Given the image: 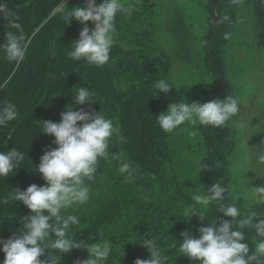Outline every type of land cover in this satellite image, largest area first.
<instances>
[{
  "label": "rangeland",
  "instance_id": "1",
  "mask_svg": "<svg viewBox=\"0 0 264 264\" xmlns=\"http://www.w3.org/2000/svg\"><path fill=\"white\" fill-rule=\"evenodd\" d=\"M68 1L59 0L55 3L37 30L55 12L62 11V24L54 23L52 26V32L59 33L55 28L63 25V30L65 25L70 24L66 17L72 8L84 7L88 3V0ZM206 1L155 0L154 4L153 0H147L144 11L136 7V14L141 17L150 20L155 18V28L149 34L148 44L169 59L168 70L156 76L158 81L151 84L154 89L151 99L154 97L158 102L155 110L157 117L166 112L171 104L180 101L204 104L203 91L209 92L213 83L216 84L208 71L211 61L206 60L201 43L202 35L207 29ZM101 3L96 0L97 6ZM65 5L67 7L64 9ZM216 16L221 19L225 17V12ZM6 23L1 15L0 38L3 37V43H6L8 31ZM87 27L94 30L95 24L89 21ZM256 31L251 8L243 2L242 6L236 7L235 18L230 22L225 21L223 36L230 34V39H222L224 41L215 54L223 71L224 83L232 89L234 98L239 101L240 111L222 127L225 130L222 129V137L215 145L213 154L218 157H214V161L211 158L208 165L209 171L213 168L219 170L217 178L225 179L227 193L224 203L231 204L235 201L241 211V218H246L249 208L264 218V204H257L254 191V188L264 187V163L260 162V158L264 156V46L259 43ZM50 34L51 31L47 30L30 46L29 60L38 66L41 83L37 86L35 105L23 114V117L29 114L30 118L21 124L22 128L13 136L9 149L16 146L15 143L24 148V151H20L21 148L18 150L24 156L23 163L30 160L28 148L33 150V141L50 137L43 134L42 121L60 123L61 113L67 107H74L75 111L83 108L86 112L102 113L98 107L75 105L73 94L84 88L82 82L86 84L88 81L81 75V70H76L78 61L69 58L68 39L63 35L56 38L58 34ZM48 41H56L57 46L47 51L45 45ZM126 74L119 71L115 75L113 69L111 74L102 75L99 79L101 101H116L119 94V98L128 97L129 102H134V105L143 100L142 97L135 96L139 92L136 89L138 85H134L133 77ZM148 74L149 71H146L139 78H145ZM161 80L172 88L168 94L159 92L155 87ZM225 93L226 90L218 85L213 98L220 100ZM5 95L9 103L14 104L16 96L13 91L8 90ZM125 111L126 107L123 106L121 116H109V112L105 116L113 121L114 128L118 130L109 141V152L112 155L122 153L126 162L131 163L134 174L131 178L127 174H121L118 171L120 162L112 160L111 155L108 159L102 158L105 169H101L102 172L96 171L94 180H85V185L89 188L87 203L74 204L62 210L66 217H77L79 223L74 226L83 234L89 246L108 242L113 251H125L117 257L109 258L114 260V264H135L137 259H149L144 257L145 247L140 242L156 237L153 232L150 233L155 237H150L146 231L151 225V211L148 212L150 204H158L162 209L168 208L169 212L160 214V217L166 222L170 221L171 227H180L183 233L188 232L193 238H200L201 227L211 226V221L222 219L217 212L219 202H213L208 208H204L192 199L197 194L206 195L200 183L203 171L199 168V162L209 155L211 149L204 137L208 132L207 128L201 127L198 122H186L168 134L161 128L159 130L158 123L150 122L151 133H144L136 127L141 122L136 124L132 115L126 118ZM34 119L37 124L31 123ZM201 128L204 129L203 135L199 133ZM159 133H164L163 138ZM51 137L55 139L54 136ZM163 147H166L165 152ZM191 212H202L206 218L201 222L199 214L189 217ZM227 218L226 221L231 222V218ZM236 223L238 221L234 222ZM233 228L234 231L237 230ZM240 230L245 232L244 243L254 249L255 229ZM136 245L138 247L133 250ZM132 251L138 253L134 259ZM178 264H199V261L186 257Z\"/></svg>",
  "mask_w": 264,
  "mask_h": 264
},
{
  "label": "clouds",
  "instance_id": "2",
  "mask_svg": "<svg viewBox=\"0 0 264 264\" xmlns=\"http://www.w3.org/2000/svg\"><path fill=\"white\" fill-rule=\"evenodd\" d=\"M232 4L242 6L243 0H232ZM133 11V6L125 4L124 0H103L99 6L96 5V0H88L86 6L72 8L66 19L71 22L74 18L85 26L79 39L72 44L73 50L68 54L69 58L83 60L97 67L106 65L114 45L116 16H131ZM0 14H3V19L7 22L5 27L8 29L6 43L3 44L6 59L19 64L25 58L29 41L23 34L22 25L18 23L19 17L9 12L6 4L0 5ZM228 19L227 16L223 17L221 23ZM89 21L95 24L94 30L87 27ZM224 39H230V34L226 33ZM155 87L165 94L172 89L163 80L156 83ZM73 95L75 105L94 103V93L86 88H80ZM73 109L74 107H67L61 113L60 123L42 121L43 134L54 136L57 147L45 151L37 168L46 181V186L38 187L33 184L23 192L14 190L11 199L22 202L31 215L24 218V229L19 236L6 241L0 240L5 254L4 264H55L54 258L47 255L49 250L67 254L82 247L67 235L70 225L78 224L79 220L76 216H62L61 212L74 204L87 203L89 188L85 186V180H94L100 159H108L111 155L112 159L120 162L118 171L121 174H127L129 178L134 174L131 163L126 162L122 153L112 155L109 152V141L118 133L113 121L105 118L101 112ZM239 111V101L231 96L204 104L180 101L162 112L157 117V123L168 134L186 122L219 128L237 116ZM17 116L16 107L7 103L0 111V126L6 127ZM23 160V154L15 148L7 153H0V177L7 178ZM260 162L264 163V156L260 158ZM226 191L220 183H215L209 187L206 195L197 194L192 197L196 204L204 208H208L213 202H221L219 212L230 217L231 222L211 221V226L199 229L200 238H193L188 232L181 233L183 244L179 248L182 255L192 261H199V264H264V218L259 213L250 211V208L247 209L246 218H241V211L235 201L231 204L222 203ZM254 191L257 204H264V187L254 188ZM3 202L8 204L9 200L6 198ZM197 214L203 222L206 215L202 212H191L188 215L191 217ZM257 220L259 222L254 223ZM233 227L237 230L233 231ZM245 228L255 229L254 249L248 243H242L246 236L240 229ZM53 233L55 239L49 243L48 238ZM140 244L148 249L150 258L137 259L135 264H163L166 260L154 239H143ZM86 250L89 258L82 264H100L108 259L112 251L108 242L93 243Z\"/></svg>",
  "mask_w": 264,
  "mask_h": 264
},
{
  "label": "trees",
  "instance_id": "3",
  "mask_svg": "<svg viewBox=\"0 0 264 264\" xmlns=\"http://www.w3.org/2000/svg\"><path fill=\"white\" fill-rule=\"evenodd\" d=\"M0 0V5H7L9 12L13 13L15 16L19 17L18 23L22 25L23 34L29 41L26 50L25 58L19 64L14 62H9L6 59L5 52L3 50V37L0 38V111L9 103L8 97L5 95L8 90H12L13 94L16 96L14 101V106L17 109L18 116L17 119L8 122L7 126H0V153H7L11 148L12 138L16 132L22 128V123L30 118L29 114L23 117L24 111L26 112L30 107L35 105L37 101L38 85L41 83V77L39 75L38 66L29 60L30 46H32L40 37H42L47 30L51 31L50 36H58L60 38L62 35L65 36L69 41V50H73L72 44L79 39V34L83 30L84 25L80 22L71 20L69 25H65L62 30L63 25H58L55 30H59V33L52 32V26L54 23L62 24L63 18L62 11L55 12L49 19L43 23L41 28L37 30V27L41 25L42 21L46 18L48 11L51 10L52 6L59 2V0ZM72 0H69L70 3ZM103 2V0H99ZM147 0H124L125 4H130L133 6L134 11L131 16L126 14H117L115 19L116 34L114 36V45L111 49L110 60L103 67H97L94 65H89L86 61H78L77 69L81 70V75L85 76L87 83L83 84L84 88L90 93H94L93 102L86 104L89 107H98L102 110V115L105 117L110 113L109 116L119 117L122 113L123 106L126 107V118L130 115L133 116V120L137 125L138 129L144 131V133H151V123H157V115L155 110L158 106L156 100L151 99L154 92L153 84L158 81L156 76L163 74L169 68V59L159 50H156L154 46H151L148 41L149 34L153 28H155V18L151 20L148 18L141 17L136 14V7L140 8V11H144L146 6L144 5ZM243 2L250 6L253 20L256 23L257 30L256 35L259 36V43L264 46V0H243ZM155 4V0H153ZM238 5H233L232 0H207L206 1V32L202 35V47L205 53V58L207 61H211L208 68L209 73L212 75L214 82L216 83L210 88V91H203L204 103L211 102L215 100L213 98L215 94V87L218 85L220 88L226 90L223 95L225 99L227 96H233L232 89L228 88L224 83L223 71L219 62L215 59L216 53L219 47L222 45L224 39V23H221L223 18L219 19L218 16L220 12H225V16L229 17L228 22L235 18V10ZM67 6L65 5L64 9ZM63 9V11H64ZM3 14H0V17ZM15 31V30H14ZM220 41V42H218ZM57 46V42H47L45 49L52 50ZM218 62V63H214ZM109 66V67H108ZM220 68V69H219ZM114 69V74L121 71L127 73L130 77H133V84L138 85V94L135 96L142 97V101H137L138 104L134 105V102L120 97V94L115 96V100L107 101L104 99L101 101V89L99 79L102 75H109ZM161 70V71H160ZM149 71L148 76L145 78H139V76H144L145 72ZM126 74V75H127ZM221 74V77H220ZM130 88V87H129ZM140 94V95H139ZM112 98V97H111ZM114 98V99H115ZM122 98V99H121ZM220 99V100H222ZM155 108V109H154ZM109 109V111H108ZM151 116V117H150ZM152 118V119H151ZM124 119V118H123ZM151 122V123H150ZM32 124H37L35 119L31 122ZM201 127H205L202 126ZM160 130V127H158ZM208 132L204 134V129H200L199 133L204 134L208 146L211 148L209 155L202 158L199 162V168L203 171L201 178V186L203 192L207 194L208 189L215 183H220L222 187L226 188L225 179L223 177L217 178L219 170L213 168L209 171V161L211 158L218 157L213 156L215 151V145L218 144V140L222 137V127H206ZM225 130V129H224ZM164 133H159V136L163 138ZM210 135V138L208 135ZM227 135V134H225ZM158 136V138H159ZM228 136V135H227ZM157 138V139H158ZM33 141V140H32ZM55 139L53 137H44L39 141H33V150L28 148V162H21L12 173L9 174L7 178L0 177V240H8L13 236H19L21 231L24 229L23 220L25 217L30 216V210L23 205L22 202H17L11 199L14 194V190L19 189L21 192L26 191L27 188L33 184L38 187H43L45 180L42 174L38 172V167L41 162V157L45 154L46 150H52L57 147L54 143ZM226 142L228 140L226 139ZM16 150L21 147L17 146L15 143ZM28 147V145L26 146ZM27 149V148H26ZM166 147H163L165 152ZM21 148L20 151H24ZM24 153V152H23ZM213 156V157H212ZM114 160V159H112ZM220 161V160H219ZM217 161V163L219 162ZM103 159H100L97 172H102L101 169H105ZM109 168L106 169L108 171ZM86 186V185H85ZM89 186V184H88ZM227 193V191H226ZM225 193V194H226ZM9 200L8 204L3 201L5 199ZM224 203V201L222 202ZM225 204V203H224ZM221 202H219V206ZM151 211L150 221L151 225L148 228L147 233L150 237L153 236L150 232H153L156 237L154 240L157 242V246L162 252V255L166 258L163 264H178L182 262L185 256L182 255L179 246L183 244V237L181 235L182 228L171 227L170 221L166 222L160 217V214H167L169 209H162L158 204H150L148 207V212ZM218 216L221 220H227L228 218L219 212V207L217 208ZM47 215V213H45ZM62 216H65L61 212ZM66 217V216H65ZM235 230L234 228L232 229ZM245 233V232H244ZM68 238L74 239L77 243L82 245L79 249H73L70 253L63 254L59 251L49 250L47 255L51 256L55 260V264H82L83 261L89 258V253L86 247H89L83 234L79 233L74 225H70L68 230ZM54 233L48 238V242L54 241ZM103 242V239H102ZM244 243V241H242ZM85 247V248H84ZM138 247L136 245L133 250ZM3 245L0 244V264H4L5 254L2 251ZM125 252L121 251H111L107 260L100 262V264H114V260H109V258L117 257L119 253ZM129 253V252H127ZM138 253L132 251V259H134ZM144 257L150 258V252L145 248ZM43 260L44 257H41ZM51 264V262H50Z\"/></svg>",
  "mask_w": 264,
  "mask_h": 264
}]
</instances>
